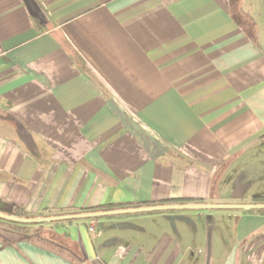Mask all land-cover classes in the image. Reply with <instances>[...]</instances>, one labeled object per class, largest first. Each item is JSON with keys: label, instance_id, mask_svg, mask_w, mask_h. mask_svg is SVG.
<instances>
[{"label": "crops", "instance_id": "0c3cea01", "mask_svg": "<svg viewBox=\"0 0 264 264\" xmlns=\"http://www.w3.org/2000/svg\"><path fill=\"white\" fill-rule=\"evenodd\" d=\"M255 4L0 0V201L27 218L264 204ZM0 264H264V210L0 220Z\"/></svg>", "mask_w": 264, "mask_h": 264}, {"label": "water", "instance_id": "95a60500", "mask_svg": "<svg viewBox=\"0 0 264 264\" xmlns=\"http://www.w3.org/2000/svg\"><path fill=\"white\" fill-rule=\"evenodd\" d=\"M173 210H264V204H175V205H160L140 208H129L121 210H110L101 212H90L81 214H71L62 216H52L44 218H27L17 215H10L0 211V220L16 223V224H44L57 221L78 220V219H91L109 217L115 215L125 214H143V213H156L166 212Z\"/></svg>", "mask_w": 264, "mask_h": 264}, {"label": "trees", "instance_id": "16d2710c", "mask_svg": "<svg viewBox=\"0 0 264 264\" xmlns=\"http://www.w3.org/2000/svg\"><path fill=\"white\" fill-rule=\"evenodd\" d=\"M235 4H237V2H235ZM235 15H237L239 17V20L241 21V23L243 24H248L250 25L251 27H253V24L251 21H249L248 19H245L243 18L242 16L240 17L236 11H234ZM249 27V26H248ZM255 201L256 202H259V203H264V197H257L255 198ZM0 211L1 212H4L6 214H10V215H17V216H20V217H23L22 216V212L17 210L16 208H14L13 206H10L2 201H0Z\"/></svg>", "mask_w": 264, "mask_h": 264}, {"label": "rangeland", "instance_id": "374dc122", "mask_svg": "<svg viewBox=\"0 0 264 264\" xmlns=\"http://www.w3.org/2000/svg\"><path fill=\"white\" fill-rule=\"evenodd\" d=\"M250 1H252V2H256V4L255 5H257L258 3L259 4H262L263 6H264V0H250ZM232 8H233V10L234 11H236V13L241 17V16H243V13H241L240 12V10H239V8H238V6H237V4H232ZM261 8V7H260ZM255 15V17H257L256 18V20L257 19H260L261 17H262V19H260V20H262V23H264V12H261L260 14H254ZM248 19V18H247ZM249 20V19H248Z\"/></svg>", "mask_w": 264, "mask_h": 264}]
</instances>
